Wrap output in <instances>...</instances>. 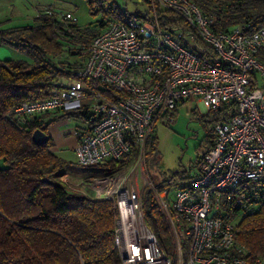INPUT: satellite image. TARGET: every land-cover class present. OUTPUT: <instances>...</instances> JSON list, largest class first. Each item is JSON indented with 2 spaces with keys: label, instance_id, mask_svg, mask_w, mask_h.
I'll return each mask as SVG.
<instances>
[{
  "label": "built area",
  "instance_id": "obj_1",
  "mask_svg": "<svg viewBox=\"0 0 264 264\" xmlns=\"http://www.w3.org/2000/svg\"><path fill=\"white\" fill-rule=\"evenodd\" d=\"M156 7L173 12L182 23L161 28ZM42 12L76 21L72 12H57L51 5ZM213 22L191 0H150L147 19L127 12L106 20L88 42L71 44L83 58L66 82L50 86L46 98L9 111L22 121L55 110L86 111L87 117H79L83 126L73 131L78 139L74 152L77 163L94 167V173L78 183L66 174L60 178L75 191L112 202L118 264H253L236 240L241 213H224L222 201L244 206L243 184L264 178V63L256 56L264 48V24L215 30ZM189 98L207 111H222L211 145L188 177L175 184L172 198V185L158 192L174 241L171 254L145 221L143 191L156 186L144 179L139 187L138 161L111 172L97 167L122 159L133 148L140 153L155 121Z\"/></svg>",
  "mask_w": 264,
  "mask_h": 264
},
{
  "label": "trees",
  "instance_id": "obj_2",
  "mask_svg": "<svg viewBox=\"0 0 264 264\" xmlns=\"http://www.w3.org/2000/svg\"><path fill=\"white\" fill-rule=\"evenodd\" d=\"M86 1L92 14L102 12L107 21L120 19L127 12L137 13L143 19L149 14L150 0H136L132 9L120 8L117 0ZM137 1H141L143 8L138 7ZM191 1L203 13L213 16L215 30H229L237 25L255 29L264 24V0ZM156 13L159 25L165 30L182 23L169 10L156 7ZM105 23L101 21L100 25ZM98 31L80 29L76 21H64L54 12H40L29 25L0 26V45L15 48L27 56V59L0 60V264L119 262L114 245L117 213L112 202L69 188L60 178L65 174V161L50 150L53 141L49 126L63 117H87L86 111L55 110L25 121L9 114L24 101L46 98L50 86H60V80L68 79L82 60L78 59L80 52L69 51L70 42H88ZM63 51L66 54L58 66L54 57ZM256 56L264 63V48ZM72 57L75 59L70 60ZM88 83L108 95L113 94L111 88H101L96 81ZM220 111L221 108L209 110L218 117ZM37 128L49 136L44 144L37 145L31 139ZM211 143L208 139L203 152ZM136 152L133 148L120 160L106 161L98 165L97 171L111 172L129 165ZM174 176L154 185L161 189L165 184L175 183ZM241 188L247 189L244 206L234 205L232 199H223L224 213H241L236 240L248 251V262L254 264L259 259L264 264V178L247 182ZM143 211L161 247L174 254L169 229L148 189L144 193Z\"/></svg>",
  "mask_w": 264,
  "mask_h": 264
},
{
  "label": "rangeland",
  "instance_id": "obj_3",
  "mask_svg": "<svg viewBox=\"0 0 264 264\" xmlns=\"http://www.w3.org/2000/svg\"><path fill=\"white\" fill-rule=\"evenodd\" d=\"M134 1L136 0H117V3L120 8L126 6L128 9H132L134 7ZM31 2L33 5L35 4L34 6L38 5V7L52 5L57 12H72L76 17V23L80 29L89 28L96 32L102 28L100 22H106V18L103 16L102 12L94 14L90 12L86 0H33ZM137 4L139 8H143L141 1H137ZM74 43L76 42H70V44ZM69 51L75 52L71 49H69ZM21 54L18 53V55L23 58L24 54L23 56ZM65 54L66 51H63L62 55L54 57V60L58 62V66L62 65L59 61L64 59ZM68 54L69 53H67V55ZM15 58L17 59L18 57ZM81 58H83L82 54H80L78 59ZM25 59H27L26 55ZM73 59L75 58H70V60ZM256 75L259 80V85H261L262 79L259 73H256ZM60 81H62V84L66 82L65 79ZM60 114L61 113L58 115ZM217 118V115L207 111L195 98L184 100V102L178 104L175 110L170 111L169 115L160 116L155 121L152 133L143 146L142 151L132 154V162L127 166V168H129L138 161L134 170V175L138 176L139 187L142 185L141 180L150 179L154 184L163 179H171L175 172L177 175L174 176V178H176L177 181L172 184H165L161 187V189H163L167 185H172L170 195V198H172L175 184L184 180L181 177H188L198 160L197 156L206 149L205 146L208 143V139L212 136L213 125L217 121ZM82 124L83 120L80 118L69 116L60 118L56 128L61 132L73 133L74 129L81 128L83 126ZM57 155L64 159L65 166L63 170L73 183H78L82 178L94 173V167L82 166L77 163L75 152L69 147L61 148ZM146 189L147 188H144V193ZM161 189L155 187L154 191L152 190L150 193L161 211L170 233L171 229L167 221V212L158 196V192ZM170 237L173 248L172 251L174 253V241L171 233Z\"/></svg>",
  "mask_w": 264,
  "mask_h": 264
},
{
  "label": "crops",
  "instance_id": "obj_4",
  "mask_svg": "<svg viewBox=\"0 0 264 264\" xmlns=\"http://www.w3.org/2000/svg\"><path fill=\"white\" fill-rule=\"evenodd\" d=\"M31 1L33 0H0V26L17 27L31 24L33 19L44 8V6L38 7L37 4V6H34L35 4L33 5ZM18 53L21 54V52L15 48L0 45V60L10 58L16 59L15 57L19 59L21 57ZM21 55L23 56V54ZM23 58H25V56H23ZM58 122L59 120L49 126V134L53 141L50 150L58 154L61 148L69 147L74 151V146L78 140L77 137L73 133L58 131L56 128ZM65 174L67 175V173Z\"/></svg>",
  "mask_w": 264,
  "mask_h": 264
},
{
  "label": "water",
  "instance_id": "obj_5",
  "mask_svg": "<svg viewBox=\"0 0 264 264\" xmlns=\"http://www.w3.org/2000/svg\"><path fill=\"white\" fill-rule=\"evenodd\" d=\"M48 138L49 136L39 128L35 129L31 135L32 141L37 145L44 144Z\"/></svg>",
  "mask_w": 264,
  "mask_h": 264
},
{
  "label": "flooded vegetation",
  "instance_id": "obj_6",
  "mask_svg": "<svg viewBox=\"0 0 264 264\" xmlns=\"http://www.w3.org/2000/svg\"><path fill=\"white\" fill-rule=\"evenodd\" d=\"M209 140H212V138H209Z\"/></svg>",
  "mask_w": 264,
  "mask_h": 264
}]
</instances>
